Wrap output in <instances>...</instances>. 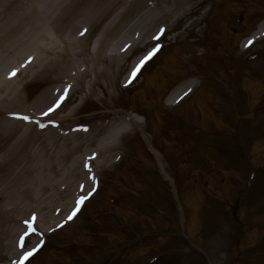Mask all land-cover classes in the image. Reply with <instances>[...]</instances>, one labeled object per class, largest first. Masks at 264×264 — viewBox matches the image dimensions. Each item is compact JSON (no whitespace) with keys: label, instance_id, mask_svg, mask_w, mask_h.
Returning a JSON list of instances; mask_svg holds the SVG:
<instances>
[{"label":"rangeland","instance_id":"rangeland-1","mask_svg":"<svg viewBox=\"0 0 264 264\" xmlns=\"http://www.w3.org/2000/svg\"><path fill=\"white\" fill-rule=\"evenodd\" d=\"M43 1L33 3L39 7ZM155 1L162 0L148 4ZM83 3L70 1L67 22L77 19ZM145 8L132 10L131 19ZM3 10L0 30L13 20L11 5ZM261 21L264 0L195 2L157 42L131 51L107 87L102 76L85 94V81L63 105L65 111L77 106L70 117L73 130L122 115L139 124L84 190L76 189L77 180L67 181L69 192L60 201L68 208L54 213L57 226L48 224L42 235L19 224L26 234L12 244L15 254L0 250V264H264V31L242 46ZM98 28L93 24L83 34L89 50ZM68 32L66 37L79 33L78 23ZM157 43L137 70L130 67ZM1 48L0 125L18 134L32 117H18L22 105L13 95L28 105L47 87H58L60 74L49 66L24 76L32 52L16 59L13 45ZM188 81L185 95L166 100ZM18 118L21 125H12ZM8 140L1 141L0 153ZM28 148L33 160H45L41 140ZM6 170L12 165L1 162L0 172ZM0 204L6 205L2 197Z\"/></svg>","mask_w":264,"mask_h":264},{"label":"bare ground","instance_id":"bare-ground-1","mask_svg":"<svg viewBox=\"0 0 264 264\" xmlns=\"http://www.w3.org/2000/svg\"><path fill=\"white\" fill-rule=\"evenodd\" d=\"M10 1H0V7L5 5L0 11L11 5L13 17L12 24L0 30L1 51L10 43L16 59L32 52V55H27L29 65L22 72L24 76L29 75L33 67L51 66L57 68L60 78L58 87H47L28 105H24L19 95H13L15 104L22 105L18 117H26V120L32 117V122L24 123L23 130L18 134L13 126L7 130L6 126L0 125V143L3 139H12L0 153V163L8 161L12 165V171L0 172L4 173L0 177V197L6 200L5 206L0 204L2 212L5 211L0 214V250L6 255L16 253L12 244L26 234L20 228L21 224L30 225L42 235L49 228L45 227L48 224L57 226L60 220L57 221L54 213L68 208L67 203L60 201L69 192L67 181L73 184L77 180L76 189L84 190L83 184L87 187V180H91V174H95L99 166L114 161V149L120 139L133 124H139L135 117L122 115L119 119L104 120L75 131L71 128L70 117L77 106L65 111L64 103L85 81V94L92 91L94 84H99L102 76V85L107 87L131 51L140 44L143 46L157 41L163 32L192 11L195 2L201 0H162L151 4H148V0H129L126 3L124 0H84L85 3L81 5H85V8L71 22H67V17L63 16L71 0H44L39 7L34 5L33 0ZM144 5L145 10L131 19L130 12ZM77 23L79 33L66 37V32ZM93 24L99 28L94 48L89 50L82 40L83 34ZM263 25V21L259 22L258 29L242 40V46L262 35ZM43 40L50 42V46L42 43ZM25 42L27 48L22 47ZM142 60V57H137L130 67L135 70ZM190 85L188 81L174 88L166 100L168 98L170 102L185 94ZM49 108L54 110L49 112ZM58 111H62V115L57 116ZM101 113L107 114L108 111ZM19 119L12 125H21ZM35 140H41L44 161L33 160L36 154L32 148H28V144ZM65 158L66 162L60 163ZM48 169L55 173V178L48 174ZM32 171L31 177H27Z\"/></svg>","mask_w":264,"mask_h":264},{"label":"snow or ice","instance_id":"snow-or-ice-1","mask_svg":"<svg viewBox=\"0 0 264 264\" xmlns=\"http://www.w3.org/2000/svg\"><path fill=\"white\" fill-rule=\"evenodd\" d=\"M248 43H249V44H251V43H252V41H251V40H249V41H248ZM61 99H62V98H61ZM56 106H58V102H57V105H56ZM53 110H54L53 108H49V110H48V111H49V112H51V111H53ZM25 119H26V117H25ZM69 218H71V217H69ZM25 255H26V256H27V255H31V253H26Z\"/></svg>","mask_w":264,"mask_h":264}]
</instances>
